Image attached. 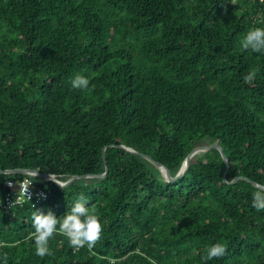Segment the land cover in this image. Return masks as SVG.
<instances>
[{
  "label": "trees",
  "instance_id": "trees-1",
  "mask_svg": "<svg viewBox=\"0 0 264 264\" xmlns=\"http://www.w3.org/2000/svg\"><path fill=\"white\" fill-rule=\"evenodd\" d=\"M255 27L264 0H0V169L67 180L109 167L63 188L0 173V264H264L250 181L264 184V52L240 46ZM76 74L88 90L71 87ZM214 143L229 165L211 147L175 181L120 147L174 176ZM27 176L47 199L7 203ZM81 194L101 239L75 250L57 234L37 256L32 213L59 218ZM216 242L226 255L202 261Z\"/></svg>",
  "mask_w": 264,
  "mask_h": 264
},
{
  "label": "clouds",
  "instance_id": "clouds-1",
  "mask_svg": "<svg viewBox=\"0 0 264 264\" xmlns=\"http://www.w3.org/2000/svg\"><path fill=\"white\" fill-rule=\"evenodd\" d=\"M240 46L244 50H251L255 53L264 52V27L250 29L240 41ZM258 71V69H251L243 76V80L251 84ZM70 85L76 90H88L90 80L81 74H76L70 79ZM56 183L63 188L61 183ZM86 205L88 201L84 194H81L67 212L59 218L51 210L47 214L38 210L34 211L31 217L34 232L29 234V239L34 241L35 254L41 258L51 256L53 253L49 247V241L57 234L65 236L69 245L75 250L86 247L91 251L102 237L103 225L96 209L94 207L90 209ZM251 206L257 212L264 211V184L256 186L252 193ZM226 253L225 245L216 242L206 246L201 259L204 262L220 259Z\"/></svg>",
  "mask_w": 264,
  "mask_h": 264
},
{
  "label": "water",
  "instance_id": "water-1",
  "mask_svg": "<svg viewBox=\"0 0 264 264\" xmlns=\"http://www.w3.org/2000/svg\"><path fill=\"white\" fill-rule=\"evenodd\" d=\"M120 147L126 148L127 150L132 151V152L140 153L143 157H145L146 159H148L149 161L154 163L160 169L161 174L163 175V177H164V179L166 181H175L180 176H182L186 172L188 164H189L192 156L195 155L198 151H206V150H208L211 147L219 148L221 153H222V155H223V158L225 159V161L229 165L228 157H227L226 153L224 152V149L222 148V146L220 144L214 143V144L208 145V146L201 145V146H197V147H195V148H193L191 150V152L185 158V160H184L181 168L179 169V171L174 176H172L170 171H169V169L163 163H161L160 161L155 160L151 155L143 153V152H140L137 149H134V148L129 147V146L124 145V144H120ZM106 163H107V161H106ZM108 171H109V167L107 165L105 172L101 173V174L73 175L67 180H61L55 174L48 173V172H40V170L37 169V168H8V169H0V173H27V174H32V175H36V176H42L46 180H54L55 182H59L63 186L70 184L74 179H76V178H78L80 176H83V177L105 176L108 173ZM227 172H228V170L225 173V181H227V177H226ZM240 178H245L247 180H250L249 178L244 177V176H236L230 181V183H234L236 180H238ZM250 181H252L255 185H260V184L256 183L253 180H250Z\"/></svg>",
  "mask_w": 264,
  "mask_h": 264
},
{
  "label": "built area",
  "instance_id": "built-area-1",
  "mask_svg": "<svg viewBox=\"0 0 264 264\" xmlns=\"http://www.w3.org/2000/svg\"><path fill=\"white\" fill-rule=\"evenodd\" d=\"M31 175V174H29ZM9 186H13L14 183L12 181H8ZM35 183L31 179L30 176H27L19 183V186H15L12 193L7 194V203H16L21 199H30L36 197L38 200H45L48 197L49 191H47L43 187L36 188Z\"/></svg>",
  "mask_w": 264,
  "mask_h": 264
},
{
  "label": "rangeland",
  "instance_id": "rangeland-1",
  "mask_svg": "<svg viewBox=\"0 0 264 264\" xmlns=\"http://www.w3.org/2000/svg\"><path fill=\"white\" fill-rule=\"evenodd\" d=\"M204 141H206V139H204Z\"/></svg>",
  "mask_w": 264,
  "mask_h": 264
}]
</instances>
